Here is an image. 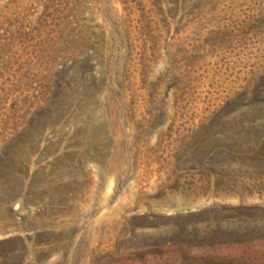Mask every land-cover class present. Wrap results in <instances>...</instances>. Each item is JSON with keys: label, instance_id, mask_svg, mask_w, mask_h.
Listing matches in <instances>:
<instances>
[{"label": "rangeland", "instance_id": "374dc122", "mask_svg": "<svg viewBox=\"0 0 264 264\" xmlns=\"http://www.w3.org/2000/svg\"><path fill=\"white\" fill-rule=\"evenodd\" d=\"M0 264H264V0H0Z\"/></svg>", "mask_w": 264, "mask_h": 264}]
</instances>
